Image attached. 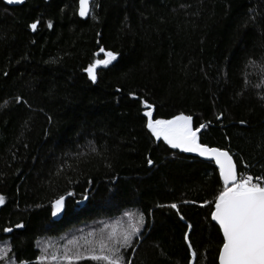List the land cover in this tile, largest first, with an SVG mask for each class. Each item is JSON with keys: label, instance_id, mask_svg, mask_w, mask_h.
Masks as SVG:
<instances>
[{"label": "trees", "instance_id": "obj_1", "mask_svg": "<svg viewBox=\"0 0 264 264\" xmlns=\"http://www.w3.org/2000/svg\"><path fill=\"white\" fill-rule=\"evenodd\" d=\"M77 8L0 0V241L11 264H52L44 251L81 247L75 233L95 227L98 239L140 215L126 262L218 264V169L157 140L144 102L154 119L207 125L201 143L264 177V0H91L86 19ZM101 47L117 59L93 82L85 69Z\"/></svg>", "mask_w": 264, "mask_h": 264}, {"label": "snow or ice", "instance_id": "obj_2", "mask_svg": "<svg viewBox=\"0 0 264 264\" xmlns=\"http://www.w3.org/2000/svg\"><path fill=\"white\" fill-rule=\"evenodd\" d=\"M7 2L10 4L22 3L23 0H7ZM88 6L89 0H80L81 16L87 15ZM37 23L31 25L34 31L37 28ZM100 54H103L104 58L96 59L85 69L93 82H96L97 69L100 66L108 67L117 59L115 52L107 51L103 47L96 55ZM144 106L149 109L144 112L147 117L146 127L157 140L163 138L174 149L198 153L201 157L214 160L219 168V177L223 182V188L216 196L214 211L211 212V219L219 225V229L223 233V243L218 257L219 264H264V177L244 175L238 170L239 162L234 161L228 151L201 143L198 133L207 125L201 124L194 129L192 116L180 114L167 120L154 119L151 110L153 106L146 101ZM152 163L153 161L149 159L148 164ZM64 201L65 197L63 196L55 201L53 216L63 210ZM3 203L4 197L0 196V205ZM170 207L176 209L177 205L172 204ZM143 223L144 216L140 215L137 224L131 225L127 229L117 231L113 228L107 234L101 232L98 239H85L84 251L69 254L65 250L62 259L68 261V264H72L73 260H90L97 264H101V262L102 264H131V261H125L121 250L132 247L133 238L138 236ZM16 227L24 226L18 224ZM188 227L191 229L192 226L188 225ZM5 231L10 232L12 229H5ZM89 235L94 234L90 233ZM70 243L77 242L70 241ZM9 250L7 246L0 248V259H3ZM192 255L195 257L196 253L193 252ZM51 258L57 260L56 253H53Z\"/></svg>", "mask_w": 264, "mask_h": 264}, {"label": "rangeland", "instance_id": "obj_3", "mask_svg": "<svg viewBox=\"0 0 264 264\" xmlns=\"http://www.w3.org/2000/svg\"><path fill=\"white\" fill-rule=\"evenodd\" d=\"M93 233L92 234H94L93 235V237H96L97 235H95L98 231L95 229V227L93 228V231H92ZM91 233V232H90ZM76 234H78V236H80V237H82L83 239L82 240H79V239H81V238H77V235ZM90 236H88L87 234H85L84 232H80V233H75L73 236H71L70 238H71V240L70 241H74V242H82L81 243V247H79V246H77L76 248H75V250H72V248H69V247H66V246H61V243L58 245V247H54V248H49V250L48 251H44V253L49 257V261L52 263V264H66V260H63L62 259V255H63V253L65 252V250H67L68 252H69V254H72L71 253V251H84V247H83V245H84V238L85 239H90L89 238ZM72 245H75V243H72ZM5 246H7V248L9 249V247H8V243L6 242V241H0V248H3V247H5ZM74 247V246H73ZM62 249V252H60V250ZM58 250V251H57ZM53 253H56V255H57V260H52V254ZM48 254H51V256H49ZM0 264H11V259H10V257L8 256V252L4 255V258L3 259H0Z\"/></svg>", "mask_w": 264, "mask_h": 264}, {"label": "water", "instance_id": "obj_4", "mask_svg": "<svg viewBox=\"0 0 264 264\" xmlns=\"http://www.w3.org/2000/svg\"><path fill=\"white\" fill-rule=\"evenodd\" d=\"M6 5H8V6H18V5H20V4H22L23 2H24V0H23V2L22 3H8L7 2V0H2ZM90 1L91 0H89V6H88V13H87V15L86 16H81L80 15V0H78V8H77V15H78V17L80 18V19H86L87 17H88V15H89V11H90ZM32 29V28H31ZM33 30V29H32ZM171 119V118H170ZM198 128V127H197ZM195 129V128H194ZM203 129H201V131H202ZM201 131L199 132V133H201ZM199 133H198V135H199ZM162 140H163V138H161ZM209 147H216V146H209ZM216 148H219V147H216ZM221 150H224V151H228V150H226V149H222V148H220ZM180 151H182L181 149H179ZM183 153H185L186 155H190V156H194V157H198V158H200V159H202V160H205V161H211V162H213V164L215 165V167L218 169V172H219V168H218V166L215 164V162H214V160H211V159H209V158H206V157H201L198 153H192V152H184V151H182ZM229 152V151H228ZM230 153V152H229ZM230 155H231V153H230ZM222 181V180H221ZM223 183V182H222ZM212 211H214V203H213V207H212ZM211 211V212H212ZM60 215V212L56 215V216H54V217H57V216H59ZM211 216V215H210ZM212 220V219H211ZM213 221V220H212ZM218 227H219V225L215 222V221H213ZM221 231V230H220ZM221 234H222V237H223V233H222V231H221ZM222 247V246H221ZM220 247V248H221ZM218 257H219V253H218ZM218 264H219V258H218Z\"/></svg>", "mask_w": 264, "mask_h": 264}]
</instances>
